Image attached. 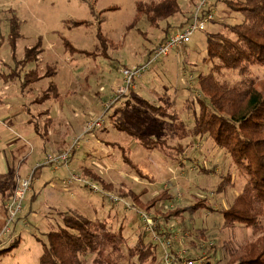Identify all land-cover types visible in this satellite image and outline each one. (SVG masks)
I'll return each instance as SVG.
<instances>
[{
  "label": "rangeland",
  "instance_id": "374dc122",
  "mask_svg": "<svg viewBox=\"0 0 264 264\" xmlns=\"http://www.w3.org/2000/svg\"><path fill=\"white\" fill-rule=\"evenodd\" d=\"M136 1L0 0V74L20 73L17 77L22 79L25 72L37 67L42 75L28 91H21L20 80L5 84L0 78V100L4 103L10 102L5 107L12 114L8 116V112H0V118L3 117L0 119V264H39L43 252L42 243L47 240L46 234L58 230L63 224L62 214H68L69 211H76L91 219L105 218L115 229L124 226L129 245L135 244L140 237L146 242L153 240V234L144 229V222L138 214V209L141 208L132 197L122 194L128 190L139 193L146 189L142 196L143 202L164 190L171 195L169 199L158 203L149 214L156 221L155 234L159 240L170 241L175 251L187 249L188 255L196 259L208 256L204 253L206 248L202 250L191 244L192 240L198 238L199 230H205L206 235H210L209 240L203 242L204 247H208V244L222 246L224 242L232 240L231 246L236 248L237 245H244L251 240L250 228L237 226L234 229H225L222 227L220 215V210L230 206L240 193L244 179L238 175L231 157L218 149L212 140L207 137H191V127L199 108L196 101L201 95L196 86L195 74L190 72L191 65L194 72L213 71V66L218 61L205 59L206 34L216 31L222 23L240 22L242 16L219 2L215 10L209 11L214 19L207 24L205 30L196 31L184 49L173 48L168 56L151 66L144 77L152 74L150 78L156 79L160 88H151L149 82L144 83L141 88L154 92L151 94L156 98L163 96L172 100L171 96H178L183 100L162 101L165 106L172 104L168 112L173 114L172 117L163 116L165 120H162L156 117L158 111L152 109L151 103L158 104L157 100H141L131 105L120 103L122 99H131L126 98L130 94L140 91L138 85L126 94L120 93L123 85L119 84L125 83L122 70L146 62L149 53L167 35L165 28L170 27L171 30L185 25L201 0H180L182 12L172 16L170 21H163L161 28H152L145 17H139L133 28L128 30L127 26L137 16ZM213 1L215 0H209L210 3ZM110 7L114 9L108 10ZM11 9H14L12 12L23 22L15 60L6 41ZM68 19H85L89 24L69 28L65 24ZM99 30L111 43L118 44L117 49H108V58L72 54L62 42L64 36L75 47L93 51L99 44ZM39 36L43 38V52L36 63L23 68L21 60L24 49L35 43ZM52 69L56 70L55 75L49 73ZM254 74L258 79H264V67L255 68ZM188 76H192L190 80ZM216 76L221 82H234L239 79L236 73L224 69L218 71ZM50 80L57 83L61 98L36 102L47 89ZM142 80L140 85L144 82ZM164 83L171 89L164 88ZM21 103L29 107L27 116L23 115ZM98 118L103 120V124L94 131L95 136L83 135L85 127ZM123 122L134 128L148 129L153 136H174L171 141L174 145L179 144L178 134L187 130L185 137L181 139L186 151L184 149L178 155L184 165L154 149L144 147L128 131L120 130ZM34 129L38 134L40 132L39 136L33 134ZM79 136H83L80 145L61 168L67 167L72 161L71 169L73 166L76 169L81 168V173L83 166H87L85 168L91 169L106 183L111 184V189L105 190L120 198L121 203L94 192L83 183L64 184L61 171L46 163L49 154L64 151ZM125 157L142 165L143 169L146 167L145 171L156 182L150 184L148 180L141 179L124 160ZM202 166L214 171L202 172L199 170ZM31 172H34L33 181L25 196L22 211L12 210L18 215L9 225V231L3 233L10 217L7 206L13 203L20 181ZM71 174L68 173L67 177ZM227 174L232 176L234 186L229 187L226 193H217L218 183ZM86 178L104 190L98 181L87 176ZM10 181L13 189H10ZM50 181L56 186L50 185ZM7 194L11 196L6 199ZM205 197L216 211L183 213L168 221L159 213L173 212L197 198ZM98 200L105 210L101 214H96L89 205V202L97 205ZM125 200L128 206L124 203ZM111 205L116 209L123 207L125 214L110 211ZM17 241L18 247L12 249V244ZM161 241L156 242L155 264H163L164 247ZM218 254L224 256L221 251Z\"/></svg>",
  "mask_w": 264,
  "mask_h": 264
},
{
  "label": "trees",
  "instance_id": "16d2710c",
  "mask_svg": "<svg viewBox=\"0 0 264 264\" xmlns=\"http://www.w3.org/2000/svg\"><path fill=\"white\" fill-rule=\"evenodd\" d=\"M219 2L232 11L238 12L242 19L236 23H222L216 31L206 34L207 57L205 59L218 61L214 64L213 71L194 72L192 65L191 69L189 67L190 72L195 74L196 86L201 91L196 101L199 108L194 125L191 127V137H207L218 149L231 157L238 175L244 179V184L231 205L220 210L222 227L225 229H234L237 226L250 228L252 238L244 245H237L236 248L231 246L232 240L224 242L222 246L208 244V247H204L203 242L208 241L210 235H206L205 230H199L198 238L190 243L202 250L206 248L204 253L208 256L204 257L203 264H264V79H258L254 74L255 68L264 67V0H215L213 3L209 2V6L203 9V14L215 10ZM112 9L114 8H108V10ZM12 11L14 9H11V16L8 18L9 32L6 41L15 60L17 42L22 37V21ZM181 12L180 0H137L135 13L137 16L132 19L127 28L128 30L133 28V24L139 17L140 19L145 17L150 27L161 28L163 21H168ZM191 19L192 15L185 25ZM65 24L69 28H74L88 25L89 22L85 19H68ZM176 28L169 30L170 27H166L167 35L161 43ZM97 38L99 44L93 51L75 47L64 36H62V42L70 53L91 58L98 56L108 58V49L118 47V44L111 43L102 35L101 30L97 32ZM42 52L43 38L39 36L35 43L25 47L24 57L21 60L23 68L36 63ZM152 52L153 50L149 53L147 60L150 59ZM223 69L236 73L239 79L234 82H221L216 73ZM55 72L56 70L52 69L49 73L55 75ZM17 76H20V73L0 74V78L5 83L20 80L21 91L25 89L28 91L33 83L42 78L37 67L25 72L22 79H18ZM142 78L137 81V86ZM60 98L57 83L50 80L47 89L41 93L36 102L42 103ZM170 107L172 104L168 103L167 106H153L152 109L162 116L172 117L173 114L168 112ZM121 127L120 130L128 131L144 147L157 150L171 159L177 160L184 149L182 146L173 145L171 141L174 136H153L148 129L134 128L124 122L121 123ZM124 160L142 179L154 182L152 175L145 171L146 167L143 169L142 165L133 163L126 157ZM199 170L205 173L214 171L204 166ZM81 174L98 181L104 189H111V184L106 183L91 169L83 168ZM9 185L10 189H13L11 181ZM233 186V178L227 174L222 176L216 191L226 193L228 188ZM11 194H7L6 199ZM122 194L132 197L141 208L140 210L147 212L155 210L158 203L171 197L164 190L143 202L140 198L141 194L131 191ZM199 210L210 212L216 211V208L211 206L208 198L205 197L197 198L194 202L183 208H177L173 212H158L165 221H168L183 213L193 214ZM61 217L63 224L59 229L46 234L47 240L42 243L43 252L39 264H155L157 262V243L153 240L146 242L143 237H140L134 245H129L123 226L115 229L106 219H91L76 211H69ZM18 245L19 241L11 247L15 249ZM219 251L224 256H220Z\"/></svg>",
  "mask_w": 264,
  "mask_h": 264
},
{
  "label": "built area",
  "instance_id": "2783aa9c",
  "mask_svg": "<svg viewBox=\"0 0 264 264\" xmlns=\"http://www.w3.org/2000/svg\"><path fill=\"white\" fill-rule=\"evenodd\" d=\"M208 1L209 0H201L199 4L196 5L195 12L192 15V19L190 20V22L184 27H177L176 29H174L171 35L165 41H163L161 44H159L153 49L152 55L149 60L143 62L140 65H134L131 67L128 66L122 70L123 75L125 77V83L122 86V90L120 91V93L122 92L124 94L129 89L136 88L137 81L141 79L147 72L150 71L153 63H156L159 59L168 56L173 48L179 47L181 49H184V47L191 41L192 35L196 31L206 29L207 24L214 19L212 13L203 14V9L207 6ZM191 77L188 76V79H191ZM102 124L103 120L101 118H98L94 122L89 123L85 127L83 135L92 134L93 136H95L94 131L100 128ZM82 137L79 136L74 139L71 146L65 149L64 151L49 154L47 156L46 163L54 165L57 168L67 163V161L73 155V151L80 145ZM33 175L34 172H31L27 177L20 181L19 186L15 192V196L13 198V203L7 206V208L10 210V217L3 229V233L9 231V225L11 224L12 220L18 215L17 213H15V211H22L25 196L31 189ZM63 182L66 185L75 182L83 183L87 188L92 189L94 192L107 196L112 201L121 203L120 198L113 196L112 194L108 193L105 189L103 190L98 184L90 181L82 174L72 173L69 177L65 178ZM124 203L126 205L128 204L127 201ZM138 214L144 222V229H146L147 232L153 234V241L155 243L160 242L161 240H159V238L155 234L156 221L154 217L151 216L149 212L140 209H138ZM161 242L164 247L163 264H203V257L199 259L190 257L188 255L187 249H179L178 251L174 252L171 247L170 241Z\"/></svg>",
  "mask_w": 264,
  "mask_h": 264
},
{
  "label": "crops",
  "instance_id": "0c3cea01",
  "mask_svg": "<svg viewBox=\"0 0 264 264\" xmlns=\"http://www.w3.org/2000/svg\"><path fill=\"white\" fill-rule=\"evenodd\" d=\"M23 23V22H22ZM150 75H152V74H149V75H147L146 77H147V79H146V77H144L143 78V80L142 81H144V82H142V84L140 85V83H139V88H140V91H137V92H134V94L132 95V94H130L129 96H127L126 98H128V97H131V99H126V100H129L130 102H127L126 100H124L123 101V99H122V102H120V103H125L126 105H131L132 103H136V102H141V100H143V101H145V100H151L152 102H153V100H157L158 101V104H153V103H151L152 104V106H155V107H157V106H160V105H163L164 103H162V101H166V102H172L173 100H175V102L177 101V99L180 101L181 100V102L183 101L182 100V98L181 97H179L178 98V96H176V97H173V96H171V98H172V100L170 99V98H165V97H163V96H161V97H155L153 94H151V93H154V92H150L148 89H142L141 88V86L144 84V83H150V87L151 88H160V86H159V84L157 83V81H156V79H154V80H152L150 77ZM154 75V74H153ZM145 76V75H144ZM149 79V80H148ZM4 82V81H3ZM5 83V82H4ZM6 84V83H5ZM119 85H124V84H119ZM119 85H117V86H119ZM164 85H165V87L164 88H169L170 86H168V84H166V83H164ZM172 86V85H171ZM170 89H171V87H170ZM150 92V93H149ZM169 99V100H168ZM162 103V104H161ZM10 104V102H8V103H4L2 100H0V112L1 113H5V112H8V108H6L5 106H7V105H9ZM21 106H22V109H23V115L24 116H27V113H29V107L26 105V104H24V103H21ZM120 106H121V104H120ZM25 111V112H24ZM158 115L156 116L158 119H164L165 120V118H163V116H161L160 115V113H157ZM6 115V114H5ZM9 115H12L10 112H8V116ZM7 116V117H8ZM3 117H1L0 119H2ZM7 119H9V117L7 118ZM6 119V120H7ZM167 119V118H166ZM183 127V126H182ZM35 130V129H34ZM185 132H186V130H185ZM185 132H182V134L180 133V134H178L179 135V144H177V145H174L175 147H181L182 146V144L181 143H183L182 142V138L183 137H185ZM34 133H36V135L37 136H39V134H38V132L35 130V131H33V134ZM181 141V142H180ZM185 143H186V141H185ZM184 143V144H185ZM183 147V146H182ZM101 149H104V147L103 148H101ZM184 149H185V151H186V146L184 147ZM184 149H183V151H184ZM155 151H157V150H155ZM159 152V151H158ZM106 153V152H105ZM165 156V155H164ZM165 157H167V156H165ZM169 158V157H168ZM171 159V158H170ZM172 160H175V159H172ZM175 161H178L179 163H180V165H184V164H182V161L181 160H179V158H177V160H175ZM23 162H24V160L21 162V164H23ZM72 162V161H71ZM71 162H70V164H71ZM102 162H104V161H102ZM70 164L67 166V167H58V168H55L57 171H61L60 172V176L62 177V182H63V180L67 177V175H68V173H73V172H77V174H81L80 173V169H76L74 166L72 167V169H71V167H70ZM107 164V163H106ZM85 167H87V166H83V168H85ZM78 170V171H77ZM134 170V169H133ZM135 171V170H134ZM79 172V173H78ZM62 173V174H61ZM137 175L141 178V176L137 173ZM142 179V178H141ZM145 180H147V179H145ZM148 182L150 183V184H152V183H155L156 181H154V182H150L149 180H148ZM50 185H52L53 187L54 186H56V184L53 182V181H50ZM129 191H131V190H128V192ZM142 191H144L143 193H141ZM142 191H140L139 193H137V194H141V200H143L142 199V196L144 195V193H146V189H143ZM132 192H134V191H132ZM134 193H136V192H134ZM239 194V193H238ZM102 198V197H101ZM127 198H129V197H127ZM152 198V197H151ZM150 198V199H151ZM103 199V198H102ZM149 199V200H150ZM148 201V200H147ZM89 205L92 207V209H94V212L96 213V214H101L102 213V211H105L104 210V208H103V206H102V203L98 200V203H97V205L96 204H94L93 202H89ZM112 206L113 205H111L110 206V211H118V212H120L121 214H123L124 212L122 211V209H123V207H121V208H118V209H116L115 207V209L114 208H112ZM76 210V209H75ZM109 211V212H110ZM125 214V213H124ZM83 215V214H82ZM92 219H99V218H92ZM103 219H105V218H103ZM103 219H100V220H103ZM107 220V219H106ZM120 227V226H119ZM124 227V226H123ZM125 232V231H124ZM125 236H126V234H125ZM127 238V237H126ZM135 243V242H134ZM129 244V243H128ZM134 245V244H133Z\"/></svg>",
  "mask_w": 264,
  "mask_h": 264
}]
</instances>
